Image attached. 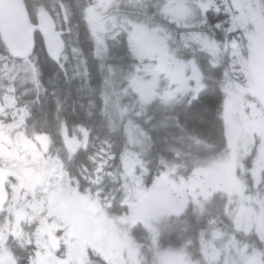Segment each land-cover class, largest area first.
I'll return each instance as SVG.
<instances>
[{
  "label": "rangeland",
  "instance_id": "374dc122",
  "mask_svg": "<svg viewBox=\"0 0 264 264\" xmlns=\"http://www.w3.org/2000/svg\"><path fill=\"white\" fill-rule=\"evenodd\" d=\"M261 33L264 34V29L256 35L257 41L263 40L260 38ZM137 34L143 44L139 43L135 48L139 51L146 49L142 54L143 60L154 53L162 56L164 52L162 43L157 37L153 39L145 34ZM156 63L152 60L140 61L130 72L132 75L125 79L126 88L122 94L119 93L118 99L124 100V94L127 97V93H132L135 101L128 103L120 111L116 110V105L110 106L112 116L119 117L129 131L131 147L123 152L121 182L111 179L115 176L114 173L106 172L105 164L110 157L108 156L99 164L97 162L95 186L91 183L87 186L88 192L83 195L71 184L64 188L68 176L63 170L56 173V164L59 168L62 167L58 158L56 160L48 154L51 142L47 135L26 138L23 132L17 131L23 124L24 117L23 109L15 107L14 93L10 90L2 97L0 113H10L13 116L10 122L0 121V167L8 172L7 185L11 197L7 202V209H10L9 214L12 217L8 219L7 216L5 225H0V259L3 244L7 239L6 233L9 232V224L11 222L16 224L15 216L18 208L28 218L21 216L18 220L17 233L20 232V224H24V221L30 222L36 217L40 221L33 236L34 240L32 242L30 240L31 245L36 247L31 264H81L80 262L100 264L96 261L97 256H101L107 262L111 261L112 264H148V259L151 260V264H201L193 261L184 249L157 250L155 239L158 238L157 226L160 223L156 228L151 224L161 222L164 217L178 216L190 203L196 205V210H202L204 201L218 192L228 198L226 203L232 208L229 214L234 226L247 233L256 229L260 240L264 242L262 228H259L260 225L264 230V224H259L256 208L255 211L252 210L254 205H251V201L254 194L252 192L249 194V186L246 182L244 185L238 180L234 168V164L236 163L237 166L238 160L240 161V155L243 160L247 158L255 140L262 141L260 135L255 139V135L259 134L261 129L257 128V124L253 123L250 117L256 115V100L264 104V48L260 46L251 58L255 88H252V82L242 67L241 71L244 73L242 80L237 83L230 81V89H226L227 92L230 91L229 97L235 96V98H230L224 109L229 150L224 159L220 162L200 164L192 168L188 175L179 174L176 168H167L147 183L144 180L147 175L145 159L148 155L146 136L144 132L138 134L131 115H141L143 111L148 110L146 106L157 99H170L168 88L164 85L160 89L164 83L162 77L157 75ZM244 79L248 82L246 83ZM244 106L251 108L250 113L242 111ZM157 109L161 111L158 105L154 111ZM172 115L174 117L173 110ZM260 125L261 123L258 126ZM63 135L65 145L72 153L87 145L88 132L83 128L73 135L64 131ZM257 153H261L259 157L264 156V147ZM259 160V162L257 159L251 161L256 166L253 171V179H255L253 189L264 170V160ZM98 177L107 182L110 180L112 186L122 185L120 194L124 197L121 204L114 206L101 200L102 190L99 187ZM46 178H51L54 182L44 181ZM35 184L37 188L34 187ZM49 186L53 188L49 189ZM31 201L33 207L28 215ZM122 206L127 209L126 213V209L120 212ZM133 221L142 223L144 229L151 231V236L142 233L144 239L148 238L149 241L151 239V242L145 245L146 254L136 247L135 243L139 242L132 235L135 228L132 226ZM24 226L20 233H24ZM14 235L17 236L15 233ZM51 235L60 238L64 248L62 257L48 247V239ZM30 238L31 236H28L25 239L29 241ZM207 253L210 264H264V251L251 249L247 245L241 246L233 234L220 231L212 233Z\"/></svg>",
  "mask_w": 264,
  "mask_h": 264
},
{
  "label": "trees",
  "instance_id": "16d2710c",
  "mask_svg": "<svg viewBox=\"0 0 264 264\" xmlns=\"http://www.w3.org/2000/svg\"><path fill=\"white\" fill-rule=\"evenodd\" d=\"M38 1L45 4L44 0ZM108 56L104 51L98 62V47L90 43L88 37L81 36L78 40L75 36L65 44L62 56L55 60L47 54L39 36L34 53L28 59L18 61L10 56L0 38V101L10 90L14 93L15 107L23 109L24 117L17 131L29 138L47 135L51 142L48 154L59 157L63 171L69 175V182L83 194L88 192L87 186L91 183L95 186L97 161L99 164L108 156L105 170L114 173L111 179L121 182L123 152L131 147L127 125L119 117L112 116L110 106L115 101L120 107L116 110L125 106V101L119 100L116 92L123 88L120 87L123 86L120 80L124 77L121 71L127 66L130 70L136 68L140 61L136 59L126 64L110 61ZM215 92L208 89L199 102L184 112H176L175 107L160 108L159 101H155L141 115H131L138 134L144 132L146 136L147 180L167 168H176L179 174L188 175L195 166L217 159L222 153L221 148L227 147L224 124L219 118V98ZM157 105L161 111H154ZM176 116L183 119L182 125L176 121ZM12 119L10 113H0L3 123ZM79 128L88 132L87 146L72 153L65 145L63 132L66 130L73 135ZM213 143L219 147L215 154H208L205 149ZM98 183L102 190L100 198L119 204L122 185L112 186L110 180L107 182L99 177ZM225 200L217 194L210 201L203 202L202 210L189 204L180 216L164 221L160 226L161 247L184 249L193 261L210 264L207 252L211 232L219 230L234 231L239 240L264 251V242L256 229L245 233L232 228V221L225 214ZM259 228L264 234L263 227L259 225ZM20 258L28 260L29 253Z\"/></svg>",
  "mask_w": 264,
  "mask_h": 264
},
{
  "label": "flooded vegetation",
  "instance_id": "af4514ba",
  "mask_svg": "<svg viewBox=\"0 0 264 264\" xmlns=\"http://www.w3.org/2000/svg\"><path fill=\"white\" fill-rule=\"evenodd\" d=\"M23 1L31 23L37 28L35 38L40 36L44 41L45 36L50 35L65 45L75 36L78 40L81 36L88 37L90 43L98 47V62L104 51L110 61L126 64L136 59L138 62H157V75L164 83L160 89L165 85L170 94V99L160 97L163 108L175 107L176 112H184L199 102L208 89L215 90L227 142V147H222L220 151H229L224 109L227 101L235 96L229 97L230 91L226 89H230V81L237 83L242 80V67L252 82V88H255L250 63L260 46L264 48V34H260L263 40H256V35L264 29V0H44L45 4L38 0ZM41 14L47 16L49 26H42ZM137 33L149 38L157 37L162 43V56L154 53L143 60L142 54L146 49L139 51L135 48V45L143 44ZM133 69L127 66L121 73L126 76ZM244 81L248 82L247 79ZM256 106V115L250 120L261 129L255 139L260 135L262 141L255 140L246 159L243 160L239 154L240 161L237 166L234 164V168L238 180L244 185L246 182L249 194H254L252 210L256 208L255 213L262 225L264 170L253 189L256 166L251 161L264 160V156L259 157L261 153H257L264 147V104L256 100ZM250 110L249 106L242 108L245 113H250ZM176 119L183 124L182 118L176 116ZM258 123L261 125L258 126ZM218 147L213 143L205 150L208 154H215ZM30 212L31 209L28 215ZM23 215L16 208L17 224L21 216L28 218ZM6 218L5 206L0 207V219L5 221ZM136 225L142 223L133 221L132 226ZM22 237L23 234L17 237L9 233L0 264H5L9 256L14 257L17 264H30L18 260V255L23 254L17 252L22 248Z\"/></svg>",
  "mask_w": 264,
  "mask_h": 264
},
{
  "label": "water",
  "instance_id": "95a60500",
  "mask_svg": "<svg viewBox=\"0 0 264 264\" xmlns=\"http://www.w3.org/2000/svg\"><path fill=\"white\" fill-rule=\"evenodd\" d=\"M42 26H49L45 14L40 15ZM36 27L31 23L23 0H0V36L9 54L16 60L27 59L36 48ZM45 48L49 56L56 58L63 51V44L45 36ZM7 171L0 168V205L9 199ZM50 247L58 249V241L50 239ZM6 264H16L11 257Z\"/></svg>",
  "mask_w": 264,
  "mask_h": 264
}]
</instances>
